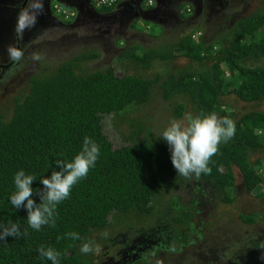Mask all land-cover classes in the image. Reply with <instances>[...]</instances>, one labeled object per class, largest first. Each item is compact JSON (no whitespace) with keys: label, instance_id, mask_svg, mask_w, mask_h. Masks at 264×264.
Masks as SVG:
<instances>
[{"label":"trees","instance_id":"obj_1","mask_svg":"<svg viewBox=\"0 0 264 264\" xmlns=\"http://www.w3.org/2000/svg\"><path fill=\"white\" fill-rule=\"evenodd\" d=\"M56 5L61 4L54 2L52 8ZM116 10L98 12L105 15ZM178 11L185 23L194 8L184 3ZM61 19L64 25L76 21L74 17ZM157 28L165 29L159 24L151 27ZM185 32L177 44L165 48L129 46L124 39L115 43L122 50L119 62L133 64L136 74L121 77L112 66L86 72L83 65L101 57L96 51L83 53L47 75L40 71L26 83L11 111L0 114V225L18 223L21 232L28 233L0 241V264H52L40 257L41 246L58 251L61 264H112L113 260L97 257L100 243L94 238L110 229L116 237L103 241L120 247L116 264H151L162 254H182L208 238L207 226L197 229L192 222L200 215L199 198L205 195L206 186L226 205L235 202L234 168L242 174L247 194L264 186V158L252 162L256 154L264 153V112L238 117L224 102L226 97H235L246 104L264 103V9L237 21L212 42L204 39L205 31L199 28ZM149 36L161 37L159 33ZM179 59L191 65L153 79L145 75L156 64L171 67ZM156 94L173 107L175 120H181L191 105L195 116L214 112L231 119L236 127L235 136L222 143L211 158L210 171L192 176L199 184L186 205L179 196L164 200L167 189L187 180L178 176L166 141L153 139L149 129L140 139L138 132L133 133L130 146L116 150L104 132L106 116L129 123V115L152 103ZM85 136L100 146L96 166L58 205L55 226L31 229L27 212L14 209L9 202L15 191V173L23 169L36 178L34 198L39 203V180L58 170L57 159L74 158ZM259 219L257 215L241 216L245 226ZM70 232L79 233L81 239H69L66 234ZM84 243L93 252L81 253ZM255 246L264 247V240Z\"/></svg>","mask_w":264,"mask_h":264},{"label":"rangeland","instance_id":"obj_2","mask_svg":"<svg viewBox=\"0 0 264 264\" xmlns=\"http://www.w3.org/2000/svg\"><path fill=\"white\" fill-rule=\"evenodd\" d=\"M18 1L20 0H0V12L9 11V8ZM46 2L34 0L29 5L30 12L37 13V21L42 28H34L33 37L22 42L24 45L22 51L16 48L14 40L10 47L9 40L2 43V40L10 35L11 28L5 24L7 18L0 20V65L6 66V69H0V114L11 111L15 99L25 92L24 78L34 72L33 67L37 68L36 74L41 71L42 75H47L51 73V69L68 63L83 53L96 51L101 57L97 61L84 64L83 69L86 72L106 70L112 66L118 76L136 74L138 71L133 64L119 62L122 50L115 46L119 40H126L129 46L165 48L177 44L185 31L187 33V30L199 28L205 31L204 39L212 42L237 21L264 9V0H158L161 5H158L157 12L146 19L152 22L143 20L145 16L137 15V11L132 7L125 8L122 5L108 15L94 14L88 9V12L86 11L74 23L62 26L44 11ZM74 3L79 7V3L75 1ZM184 3L194 8L191 20L185 23L180 21L177 11ZM67 4L73 5L71 2ZM56 17L62 20L61 16ZM148 23L152 25L157 23L165 29L164 31L160 28L151 29L152 25L148 26ZM15 33L16 28L11 36H16ZM147 33L149 35L159 33L161 37L156 39ZM10 48L21 53L19 58L13 59L12 64ZM37 56L39 59L35 58ZM189 65L191 62L181 59L173 61L171 67L156 64L153 70L145 75L153 79L159 74L165 75V71L181 70ZM258 65L260 64H253ZM224 102L238 114V117L253 111L264 112V103L246 104L235 97H226ZM173 115V107L165 103L160 94H156L152 103L129 115V123L119 120L115 115L106 116L103 120L104 132L118 150L130 146L131 135L135 132L139 133L137 138L140 139L151 129L153 139H162L159 137L163 130L175 120ZM188 115L195 116L191 105L182 119L175 121H180L186 126ZM261 158H264V153L256 154L252 162ZM234 175L236 188L233 193L235 197L233 204H222L219 196L216 197L217 193L212 192L210 185L206 186L205 195L200 194V215L192 222L197 229L203 224L207 226L204 231L208 232V238L182 254H162L151 264H264V247L255 246V243L264 240V186L252 194H247L243 176L237 168H234ZM195 181L192 177L181 180L174 188L165 191L167 196L164 200L179 196L183 205L188 204L192 200L191 192L199 184ZM201 185L204 183L201 182ZM251 215L259 216V221L255 225L245 226L241 222V216ZM115 232L110 229L108 232L94 235L95 241L100 243L96 252L97 257L103 261L113 260V264L119 259L117 252L120 247H114L111 242H105L103 239H114Z\"/></svg>","mask_w":264,"mask_h":264},{"label":"clouds","instance_id":"obj_3","mask_svg":"<svg viewBox=\"0 0 264 264\" xmlns=\"http://www.w3.org/2000/svg\"><path fill=\"white\" fill-rule=\"evenodd\" d=\"M88 1L89 11L94 10L96 13L104 15L98 12L100 9L95 6L93 0ZM144 1L145 7L149 10L155 6L154 0H151L153 1L152 7L147 6L149 0ZM55 3H59L69 9L62 8L60 5L54 6L53 9L51 5L52 18L56 23L61 22L63 24V20L56 17L61 16L57 14V7L67 11L69 14H74L76 20L85 13H82L81 7H77L74 2L72 3L73 5L59 1H55ZM10 11L0 12V20L7 18L5 24L11 28V33L5 39V42L14 40L16 48L22 51L23 46L17 34H22L27 28L34 26L36 19L38 20V15L37 13H31L32 15L28 16L27 12H21L19 17L13 18L9 13ZM49 17L51 18L50 15ZM15 28L16 36H11ZM10 45L11 43L8 44V47ZM9 52L12 56V63L13 59L19 58L21 55L19 51L11 48ZM35 58L39 59V56ZM186 119V126L180 121H172L163 130L159 138L166 141L169 146L172 164L177 170L178 176L188 179L193 175L199 177L201 174H206L210 171L208 165L211 158L217 154L222 143H227L235 136L236 127L231 119L226 116L219 117L214 112L199 116L188 115ZM99 157L100 146L92 138L85 136L82 142V149L74 158L70 161L57 159L55 168L58 170L52 171L50 175L39 180L40 185H42V189L36 192V196L39 197V203L34 198L33 183L36 178L31 174H27L23 169L17 171L13 177L15 191L9 198L11 206L16 210L23 209L27 212L28 225L35 231H40L44 226H55L58 205L70 197L73 186L87 177L89 171L96 166ZM21 235L27 236L28 233L27 231L22 233L18 223L10 222L8 226L0 225V241H6L8 237L18 238ZM66 236L72 240L81 239L77 232L67 233ZM38 251L42 259L51 261L52 264H61L60 253L54 248L41 246ZM80 252L87 255L93 252V248L89 243H84L80 247Z\"/></svg>","mask_w":264,"mask_h":264},{"label":"flooded vegetation","instance_id":"obj_4","mask_svg":"<svg viewBox=\"0 0 264 264\" xmlns=\"http://www.w3.org/2000/svg\"><path fill=\"white\" fill-rule=\"evenodd\" d=\"M34 0H20V1H18L16 4H14V5H12V7H10L9 8V10H11L9 13H10V15H15L17 12L19 13H17L16 15H17V17H19V15L21 14V12H27L28 13V16L31 14V10L29 11V5H30V3H32ZM47 2L45 3V5H44V11L45 12H47L50 16H51V18L53 17L52 16V13H51V5H52V3L53 2H55V1H59V2H61V3H65L66 2V0H46ZM77 2V3H79V7H81V9H82V13H84V12H86L88 9H89V1L88 0H69V1H67L66 3H68V2H71V3H73V2ZM32 5V4H31ZM16 6H18L19 8H17ZM143 6H145V1L144 0H141L140 2H139V4H138V7L139 8H143ZM181 6V5H180ZM179 6V7H180ZM16 7V8H15ZM178 7V8H179ZM19 9H20V11H19ZM12 10H16V12H13ZM178 11V10H177ZM88 12V11H87ZM179 12V11H178ZM91 13H96L94 10H91ZM34 14H36V13H34ZM98 14V13H97ZM179 14V13H178ZM32 15V14H31ZM100 15V14H99ZM30 19H31V17H29ZM53 19V18H52ZM57 23H60V25H62V26H66V25H64V24H62L61 22H57ZM37 27H39V28H42L41 27V25L38 23V21H37V19H36V22H35V24H34V26H32V27H30V28H27L22 34H17L18 35V39H19V41H20V43L22 44V46L24 47V45H23V43L24 42H26V41H29V39H30V37H33V33L32 32H35V29L34 28H37ZM44 27H46V25L45 26H43V28ZM32 30V31H31ZM23 42V43H22ZM9 43H12V40L9 42ZM0 67H2V68H4V69H6V66L5 65H0ZM33 69H34V72H31V73H29L27 76H26V78H24V83H25V85H26V83L29 81V79H31V75L32 76H34V73L37 71V68L36 67H33ZM36 74V73H35ZM113 264V263H112Z\"/></svg>","mask_w":264,"mask_h":264},{"label":"built area","instance_id":"obj_5","mask_svg":"<svg viewBox=\"0 0 264 264\" xmlns=\"http://www.w3.org/2000/svg\"><path fill=\"white\" fill-rule=\"evenodd\" d=\"M95 3V6L98 9H102V8H113V7H118L122 4H124L125 2H128L129 0H93ZM148 7H152L153 6V1L149 0ZM57 14L61 15V16H65V19L68 20L69 18L74 17V14H69L67 11L57 7L56 8Z\"/></svg>","mask_w":264,"mask_h":264},{"label":"crops","instance_id":"obj_6","mask_svg":"<svg viewBox=\"0 0 264 264\" xmlns=\"http://www.w3.org/2000/svg\"><path fill=\"white\" fill-rule=\"evenodd\" d=\"M141 0H131L130 2H128L127 4L124 5L125 8H129V7H132L133 9H135V11H137V15L141 14L140 16H145V18H142L143 20L145 21H148V22H152L150 20H146L147 18H149V16L155 12H157L158 10V5H161V3L159 4L158 0H154L155 2V6L157 4V7H155L153 10H149L147 9L145 6H143V8H139L138 7V4ZM13 12H16V10H12ZM17 14V13H16ZM12 15V17L16 18L17 15ZM155 23V22H154ZM157 24V23H156ZM5 40L3 39L2 40V43H4Z\"/></svg>","mask_w":264,"mask_h":264},{"label":"bare ground","instance_id":"obj_7","mask_svg":"<svg viewBox=\"0 0 264 264\" xmlns=\"http://www.w3.org/2000/svg\"><path fill=\"white\" fill-rule=\"evenodd\" d=\"M190 7V6H189ZM17 213V212H16Z\"/></svg>","mask_w":264,"mask_h":264}]
</instances>
